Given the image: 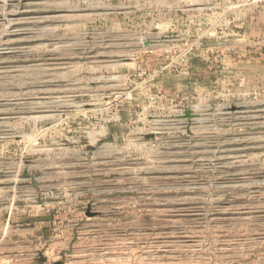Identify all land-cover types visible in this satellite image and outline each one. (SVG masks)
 Wrapping results in <instances>:
<instances>
[{"label":"rangeland","instance_id":"1","mask_svg":"<svg viewBox=\"0 0 264 264\" xmlns=\"http://www.w3.org/2000/svg\"><path fill=\"white\" fill-rule=\"evenodd\" d=\"M39 262L264 264V0H0V264Z\"/></svg>","mask_w":264,"mask_h":264},{"label":"water","instance_id":"2","mask_svg":"<svg viewBox=\"0 0 264 264\" xmlns=\"http://www.w3.org/2000/svg\"><path fill=\"white\" fill-rule=\"evenodd\" d=\"M148 44H149V43H148ZM148 44H147V45H148ZM187 116H188V117H192L193 114H191L190 112H188V113H187ZM38 264H42V262H39Z\"/></svg>","mask_w":264,"mask_h":264}]
</instances>
